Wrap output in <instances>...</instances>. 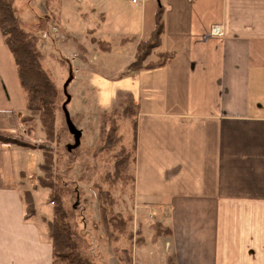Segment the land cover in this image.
Segmentation results:
<instances>
[{
  "label": "crops",
  "instance_id": "obj_1",
  "mask_svg": "<svg viewBox=\"0 0 264 264\" xmlns=\"http://www.w3.org/2000/svg\"><path fill=\"white\" fill-rule=\"evenodd\" d=\"M91 1L98 32L87 29L82 39L75 33L82 9L72 0H50V7H58L81 56L100 48L126 60L131 87L124 90L138 107L127 198L143 240L129 244L132 263L110 264H264V0ZM160 5L161 45L145 63L175 56L129 71ZM19 83L0 29L2 132L22 129L24 108L8 93ZM33 153L0 143V264H53L48 216H27L25 192L35 201L37 191ZM155 223L171 233L155 237Z\"/></svg>",
  "mask_w": 264,
  "mask_h": 264
},
{
  "label": "rangeland",
  "instance_id": "obj_2",
  "mask_svg": "<svg viewBox=\"0 0 264 264\" xmlns=\"http://www.w3.org/2000/svg\"><path fill=\"white\" fill-rule=\"evenodd\" d=\"M72 4L83 13L75 29L77 37L82 39L87 29L95 28L98 32V21L94 20L91 6L93 2L72 0ZM14 5L23 28L39 50L40 60L49 68L57 88L50 130L43 126L39 115L29 118L25 92L20 83L16 89L8 91L12 93V102L20 109L24 108L21 111L25 113L26 121L22 116V129L12 136L19 139V143L24 142V146L33 148V191L37 188L34 193L37 214L50 219L54 206L62 207L68 214L78 247L93 264H110L111 259L132 263L129 244L143 240L139 230L141 223L138 221L137 227L127 198L132 194V165L123 171L120 180L114 182L111 179L116 158L122 156L116 153L133 141V118H127L124 110L129 104V95L124 88L131 87L128 85L130 77L123 74L126 60L104 53L100 48L81 56L80 43L60 25L57 20L59 9L54 6V11L51 10L50 0H14ZM86 45L90 46V43ZM67 82V91L72 97L68 108L73 122L83 131L81 145L72 151L67 145L74 143V137L68 130L62 108L67 99L64 92ZM4 90L0 86V92L4 93ZM130 109L132 112L133 106ZM113 123L118 126L122 138L119 141L114 134L115 141L110 145L104 138ZM109 194L115 197L112 208ZM100 206L108 210V216L116 225L121 222V231L117 226L106 224ZM119 214L122 217L117 219Z\"/></svg>",
  "mask_w": 264,
  "mask_h": 264
},
{
  "label": "trees",
  "instance_id": "obj_3",
  "mask_svg": "<svg viewBox=\"0 0 264 264\" xmlns=\"http://www.w3.org/2000/svg\"><path fill=\"white\" fill-rule=\"evenodd\" d=\"M163 14L164 9L160 5L156 12L155 28L151 37L139 43L136 57L128 65L127 70L134 71L143 67L165 66L175 56L174 52L159 53L156 61L145 63L153 51L161 45V37L165 29ZM0 29L15 60L20 84L25 92L26 109L30 112L29 118L33 117V115H39L43 126L47 130H50L52 124L50 125L49 121L52 122L51 116L54 111L53 105L57 97V88L49 68L40 60L39 50L21 24V20L16 13L14 0H0ZM99 44L104 45L102 42H99ZM131 106L134 108L132 112H130ZM124 110L127 111V118H133V141L129 145H124L125 147L116 153L117 156L121 154L122 156L116 158L115 169L111 174V179L114 182L120 180V175L123 174V171L130 169L131 165L134 166L136 162V116L138 114V107L131 94H129V104ZM23 118L25 119V116ZM111 127H113L112 130ZM9 134L0 132V143L25 145L22 144L24 142L19 143L20 140L12 136L13 134ZM114 134L121 141L122 136L119 135L118 126L115 123L110 125L109 131L104 138L105 142L112 145L115 141L113 139ZM108 197L112 201L110 203L112 208L115 197L113 194H109ZM25 201L27 204V216L34 215L36 207L34 197L30 191L25 192ZM100 212L103 219L107 220L106 224L117 226V229L121 231V222L118 220L120 225H116L114 220L108 216L109 212L105 207H101ZM119 217H122V215L119 214L117 219ZM46 221L48 236L53 245V264H93L89 257L83 255L81 249L78 247L75 240V232L68 222V214L62 207L54 206L52 218ZM153 229L155 237L171 233V229L163 226L161 223H155Z\"/></svg>",
  "mask_w": 264,
  "mask_h": 264
},
{
  "label": "water",
  "instance_id": "obj_4",
  "mask_svg": "<svg viewBox=\"0 0 264 264\" xmlns=\"http://www.w3.org/2000/svg\"><path fill=\"white\" fill-rule=\"evenodd\" d=\"M68 82H70V81H68ZM68 82L64 86V92H65V95H66L67 99L63 103L62 108H63V111H64L65 120H66V124L68 126V130L70 131V133L74 137V143L67 145V149L69 151H72V150L78 148L81 145V139H82L83 131L80 128H78L75 125V123L73 122L72 117H71V113H70L69 108H68V104H69V102L72 99L71 95L67 91V85L69 84Z\"/></svg>",
  "mask_w": 264,
  "mask_h": 264
},
{
  "label": "built area",
  "instance_id": "obj_5",
  "mask_svg": "<svg viewBox=\"0 0 264 264\" xmlns=\"http://www.w3.org/2000/svg\"><path fill=\"white\" fill-rule=\"evenodd\" d=\"M132 1L136 3L138 0H132ZM213 32H214L215 34H221V33H222V31H221V29H220L219 26H214V28H213Z\"/></svg>",
  "mask_w": 264,
  "mask_h": 264
}]
</instances>
